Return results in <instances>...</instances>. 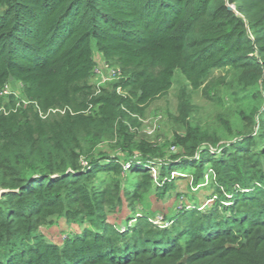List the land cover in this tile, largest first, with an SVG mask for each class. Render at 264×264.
<instances>
[{"label":"trees","instance_id":"trees-1","mask_svg":"<svg viewBox=\"0 0 264 264\" xmlns=\"http://www.w3.org/2000/svg\"><path fill=\"white\" fill-rule=\"evenodd\" d=\"M95 54L117 78L92 81ZM176 70L159 144L140 118ZM198 90L240 128L196 122ZM188 169L210 204L109 220ZM0 264H264V0H0Z\"/></svg>","mask_w":264,"mask_h":264},{"label":"rangeland","instance_id":"rangeland-1","mask_svg":"<svg viewBox=\"0 0 264 264\" xmlns=\"http://www.w3.org/2000/svg\"><path fill=\"white\" fill-rule=\"evenodd\" d=\"M94 49V48H93ZM97 65L94 69V83L103 84V80L111 76L108 67L102 62V60L95 54ZM224 74V72L217 71L214 75ZM180 73L178 70L174 72V83L168 92L161 97L153 100L145 109L143 117L140 118L141 127L140 134L150 140L157 141L159 144L166 139L173 131L172 120H170V114L177 113V92L181 80H179ZM20 86L17 82H10L5 91H12L15 94L19 93ZM225 90V89H224ZM224 90L220 88L218 92L213 95H219L223 100H227ZM193 102L197 106V112L194 114L195 121L202 126L214 127L220 123L217 120V114L231 121V127L236 132L240 128L236 123L234 108L219 107L218 104H214L213 100L203 94L202 91H194L192 93ZM173 150V147H170ZM175 150V149H174ZM176 151V150H175ZM175 176L180 175L175 179V186L169 190L163 197H159L156 194L154 188L148 190L142 195L140 200H137L132 207L127 205L126 201H123L122 206L113 213L109 214V220L115 224L122 225L126 220V216L129 214L134 215H146L150 222L157 223V226L167 225L172 218L181 208L185 205L194 204H210V194L213 188L210 187V182L205 177L204 183L199 186L192 187L191 184V170L173 172ZM151 175L154 180L157 179L158 171L157 167L153 166L151 169ZM133 212V213H131ZM154 224V223H153ZM156 225V224H155ZM123 228V227H122ZM42 232L46 238L52 242L60 244L62 239L75 231H78L76 226L67 225L63 220H59L55 225L49 227H42Z\"/></svg>","mask_w":264,"mask_h":264},{"label":"built area","instance_id":"built-area-1","mask_svg":"<svg viewBox=\"0 0 264 264\" xmlns=\"http://www.w3.org/2000/svg\"><path fill=\"white\" fill-rule=\"evenodd\" d=\"M105 66H106V65H105ZM106 67H107V66H106ZM108 69H109V72H110L111 76L113 75V77H111L110 79H109L108 77H106V79L103 80V82H106V81L111 80V79H113V78H117V76H116V74H115V70H114L113 68H109V67H108ZM3 92L6 93V92H8V91H5V89H4ZM153 223L157 225V223H155V222H153ZM162 226H163V225H162Z\"/></svg>","mask_w":264,"mask_h":264},{"label":"water","instance_id":"water-1","mask_svg":"<svg viewBox=\"0 0 264 264\" xmlns=\"http://www.w3.org/2000/svg\"><path fill=\"white\" fill-rule=\"evenodd\" d=\"M228 8H229V9H231V8H232V6H228ZM10 78L12 79V77H10Z\"/></svg>","mask_w":264,"mask_h":264}]
</instances>
